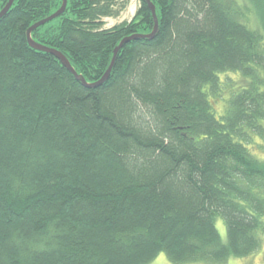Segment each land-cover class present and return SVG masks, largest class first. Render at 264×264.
Wrapping results in <instances>:
<instances>
[{"label":"trees","instance_id":"16d2710c","mask_svg":"<svg viewBox=\"0 0 264 264\" xmlns=\"http://www.w3.org/2000/svg\"><path fill=\"white\" fill-rule=\"evenodd\" d=\"M121 1L68 0L32 38L96 83L154 30L141 0L105 29ZM151 1L156 37L96 88L29 45L63 0L0 19V264H223L262 247L264 0Z\"/></svg>","mask_w":264,"mask_h":264},{"label":"water","instance_id":"95a60500","mask_svg":"<svg viewBox=\"0 0 264 264\" xmlns=\"http://www.w3.org/2000/svg\"><path fill=\"white\" fill-rule=\"evenodd\" d=\"M144 1L149 9L152 12L153 18H154V30L151 34L149 35H133L131 37L125 38L123 41H121V43L114 49L113 52V58L111 61V64L108 68V70L106 71V73L104 74V76L102 77V79L96 83H88L85 78L81 75H78V73L75 71V69L72 67V65L70 64L69 60L60 52L50 49L46 46H43L41 44L36 43L33 38H32V33L34 30L38 29L41 26H44L47 23H50L51 21L55 20L56 18L62 16L67 8V3L68 0H63V5L61 7V9L59 11H57L56 13H54L53 15H51L50 17L34 24L32 27H30L27 31V39L29 42V45L33 48L36 49L38 51H42V52H46V53H50L53 54L55 57H57V59H59L61 61V63L67 68V70L74 75V77L85 87L87 88H96L99 86H102L104 83H106L111 75V72L116 64V60L118 57V54L120 53L121 49L130 41L133 40H140V39H148V40H152L156 37L158 31H159V19L157 16V12H156V7L155 5L152 3L151 0H141ZM15 0H10L8 2V4L5 6V8L0 12V19L3 18L6 13L10 10V8L12 7V5L14 4Z\"/></svg>","mask_w":264,"mask_h":264},{"label":"rangeland","instance_id":"374dc122","mask_svg":"<svg viewBox=\"0 0 264 264\" xmlns=\"http://www.w3.org/2000/svg\"><path fill=\"white\" fill-rule=\"evenodd\" d=\"M117 3L119 5L123 4L124 1L117 0ZM141 2L140 0H127L126 7L121 10L118 17L114 18H104L103 21L105 23L104 28L110 29L115 27L116 25H119L125 21H131L134 16L136 15L138 9L140 8ZM120 8V7H118ZM234 79H237V76H233ZM217 109L222 110L221 103L217 104ZM261 157H264L263 154H259ZM217 228L223 238V240H226V234H227V228L223 221V219H219L217 221ZM150 264H174L172 263L167 255L165 253H161L158 255L154 261H152ZM195 264H206V263H195ZM223 264H264V242L260 250H258L256 253H254L251 256L245 257V258H232L228 262Z\"/></svg>","mask_w":264,"mask_h":264}]
</instances>
